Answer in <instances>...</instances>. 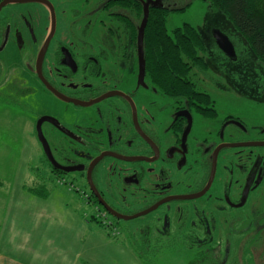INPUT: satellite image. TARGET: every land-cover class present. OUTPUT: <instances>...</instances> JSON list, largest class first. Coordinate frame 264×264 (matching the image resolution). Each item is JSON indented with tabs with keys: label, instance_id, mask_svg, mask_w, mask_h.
<instances>
[{
	"label": "flooded vegetation",
	"instance_id": "flooded-vegetation-1",
	"mask_svg": "<svg viewBox=\"0 0 264 264\" xmlns=\"http://www.w3.org/2000/svg\"><path fill=\"white\" fill-rule=\"evenodd\" d=\"M121 2L0 0V54L27 55L19 78L0 59V88L13 102L11 93L36 95L30 121L38 139V120L47 118L39 127L51 160L38 139L44 166L81 183L94 215L110 222L128 220L106 208L123 216L151 209L131 218L139 219L128 232L138 251L145 232L201 253L219 251L210 241L234 233L229 222L264 232V84H251L258 71L247 84H234L241 79L231 69L220 75L208 66L210 51L234 60L213 40L190 60L183 48L167 54L173 70L164 54L162 79L153 40H138L143 0Z\"/></svg>",
	"mask_w": 264,
	"mask_h": 264
},
{
	"label": "rangeland",
	"instance_id": "rangeland-1",
	"mask_svg": "<svg viewBox=\"0 0 264 264\" xmlns=\"http://www.w3.org/2000/svg\"><path fill=\"white\" fill-rule=\"evenodd\" d=\"M162 4L169 6L170 9L171 7L177 9L169 11L166 16L167 30L180 27L184 23L198 29L203 28L207 19L206 10L208 4L205 0H162ZM184 6L186 8L180 10ZM236 47L238 49L241 48L239 44H236ZM236 47V54H238ZM25 52V48H23L22 50H17L15 55L8 51L0 54V59L7 64L9 70H15L13 75L17 78H19V73H22V65L27 59ZM11 56L12 60H9ZM240 60H243L242 70L259 68L257 63L250 62L247 58ZM251 60L255 61L252 58ZM223 61V66L218 64V73L220 75L221 67L224 68L226 62H228L226 59ZM239 65H233L232 69L239 70L237 69L241 68ZM211 68H214V66H211ZM221 81L226 84H233L227 79V76L222 77ZM6 90L9 89L5 86L0 88L1 222L6 226L15 213H20V217L28 213H51L57 216L66 213H76L83 215L86 219L90 218L96 221L100 228L107 230L106 233L110 232L120 238L127 236L133 247L135 242L133 244L132 239L134 238L128 232H130L129 229L132 227L139 225V219H129L127 222L117 224L110 222L113 219L101 213L94 215L93 207L88 206L83 200V192H86V190L81 183L69 176H53L51 171L43 164L40 144L33 133V121H30L33 119L32 115L35 108L38 107L36 95L30 93L29 95L21 96L17 92L11 93V97L15 100L13 102L4 98L7 95ZM22 221L24 224L30 223L32 225L31 219L25 216H23ZM96 223L91 224L95 226ZM231 224L229 222L224 227L234 228V233L225 237L221 232L217 238L213 237L212 241H210V244L217 243L224 246V248L225 241H227L226 243L229 242L227 251L219 246V251L216 252L218 253V259L224 260V264L237 261L241 264V260L245 255L244 264H250L247 258L250 255V251H252L254 252L255 263L264 264V232L251 231L244 234L246 233L245 225L239 226L238 221L233 224L234 227ZM147 234L145 232L142 237H139L141 246L139 248L140 251H138L141 254L143 252L142 255L146 259V264H210L208 254H204V256L201 252L184 247L187 244L184 243L183 239L179 242L177 237H166L160 242H155V237ZM146 242L152 244V246L158 243L162 246L174 247H166V249L161 250L157 247H150L149 251H145L144 245H146ZM195 249L198 250L199 248Z\"/></svg>",
	"mask_w": 264,
	"mask_h": 264
},
{
	"label": "trees",
	"instance_id": "trees-1",
	"mask_svg": "<svg viewBox=\"0 0 264 264\" xmlns=\"http://www.w3.org/2000/svg\"><path fill=\"white\" fill-rule=\"evenodd\" d=\"M121 5L128 6L131 2L126 3V0H121ZM207 2V19L205 20L204 26L201 29L194 27L190 24L184 23L180 27L167 30L166 28V16L169 11L177 10L169 6L164 8H149L148 21L144 30L143 40H153L155 52L158 54V60L156 62V70L160 71V77L166 78L168 76L167 65L165 63L164 54L169 58L167 54H177L180 48L183 53L186 54L188 60L191 56L204 48V44H213V37L211 30L217 28L222 32L226 33L233 45L239 44L240 49H237L236 60L233 62H226L224 68L231 69V73L237 76L240 81H235L234 84H247L248 75H257L259 81H254L252 85L264 84V0H205ZM186 6L180 8L185 9ZM134 10L136 11L139 20L142 16L141 2L135 5ZM165 40H181V41H169ZM213 54V58H209L208 66L211 68L215 64L216 66H223V60L227 58L221 56L220 52L210 51ZM236 52V50H235ZM241 53V54H240ZM245 55V56H244ZM224 58V59H223ZM247 58L250 62L258 64L259 68L242 70L243 60ZM255 59V61H252ZM170 66L175 67L176 58H169ZM195 61V59H191ZM174 64V65H173ZM219 64V65H218ZM240 64L237 68L239 70H233V65ZM243 71V72H242ZM174 75L169 73V84H176L174 81ZM210 264H224V260L218 259V253L207 252ZM143 254V252H142ZM138 252L140 259L146 264L145 257ZM205 256V255H204ZM250 256V258H249ZM248 256V262L250 264H256L254 258V252L250 251ZM241 260V264H244L245 258ZM222 261V262H221ZM195 264V263H194ZM227 264H240V262H231Z\"/></svg>",
	"mask_w": 264,
	"mask_h": 264
},
{
	"label": "crops",
	"instance_id": "crops-1",
	"mask_svg": "<svg viewBox=\"0 0 264 264\" xmlns=\"http://www.w3.org/2000/svg\"><path fill=\"white\" fill-rule=\"evenodd\" d=\"M1 219L0 264H145L127 236L106 233L81 214L15 213L6 226Z\"/></svg>",
	"mask_w": 264,
	"mask_h": 264
},
{
	"label": "water",
	"instance_id": "water-1",
	"mask_svg": "<svg viewBox=\"0 0 264 264\" xmlns=\"http://www.w3.org/2000/svg\"><path fill=\"white\" fill-rule=\"evenodd\" d=\"M149 7H152V8H164L166 6H164L162 4V0H143V18H142L141 23H140L139 28H138V40H139L140 43H141V40H143V37H144V29H145V25H146L147 18H148ZM53 30H54V22H53V25L51 27L50 37L52 35V31ZM211 34H212L213 40L215 41V43L218 46V48L222 51V53H224L229 59L235 61L236 60L235 48H234L230 38L228 37V35L225 34L224 32H222L221 30L217 29V28H213L211 30ZM45 119H47V118L46 117L40 118L38 120L36 128H37V133H38V139H39V141L42 144L43 151H44L46 157L49 160H51V155H50V150H49L48 143L42 137L41 130H40V127H39V124L41 122H43ZM106 210L108 212L114 214L118 219L120 218V219L129 220L131 218H134L135 216H138V215H141V214H145L148 211H150L151 209L143 211V212H141L139 214H136L134 216L119 215L115 211L110 210L109 208H106Z\"/></svg>",
	"mask_w": 264,
	"mask_h": 264
}]
</instances>
